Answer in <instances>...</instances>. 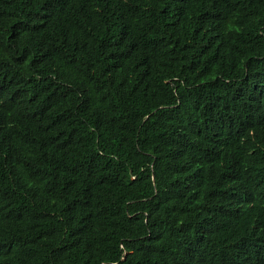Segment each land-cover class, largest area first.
Here are the masks:
<instances>
[{
    "label": "trees",
    "instance_id": "obj_1",
    "mask_svg": "<svg viewBox=\"0 0 264 264\" xmlns=\"http://www.w3.org/2000/svg\"><path fill=\"white\" fill-rule=\"evenodd\" d=\"M0 264H264V0H0Z\"/></svg>",
    "mask_w": 264,
    "mask_h": 264
}]
</instances>
